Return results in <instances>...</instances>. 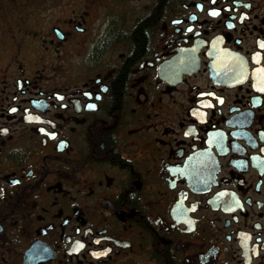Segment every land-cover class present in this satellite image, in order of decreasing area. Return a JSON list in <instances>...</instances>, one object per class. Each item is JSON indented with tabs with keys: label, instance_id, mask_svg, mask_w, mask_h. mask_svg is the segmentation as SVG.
<instances>
[{
	"label": "flooded vegetation",
	"instance_id": "af4514ba",
	"mask_svg": "<svg viewBox=\"0 0 264 264\" xmlns=\"http://www.w3.org/2000/svg\"><path fill=\"white\" fill-rule=\"evenodd\" d=\"M122 12L0 42V264H264V0Z\"/></svg>",
	"mask_w": 264,
	"mask_h": 264
},
{
	"label": "rangeland",
	"instance_id": "374dc122",
	"mask_svg": "<svg viewBox=\"0 0 264 264\" xmlns=\"http://www.w3.org/2000/svg\"><path fill=\"white\" fill-rule=\"evenodd\" d=\"M150 7L151 0H0V42L10 40L6 31L18 32L19 37L26 32L49 35L52 26L68 28L67 20L79 18L85 11L91 12V22H96L104 9L123 11L135 21L150 11ZM4 57L1 53L0 61Z\"/></svg>",
	"mask_w": 264,
	"mask_h": 264
},
{
	"label": "trees",
	"instance_id": "16d2710c",
	"mask_svg": "<svg viewBox=\"0 0 264 264\" xmlns=\"http://www.w3.org/2000/svg\"><path fill=\"white\" fill-rule=\"evenodd\" d=\"M116 1H118V0H116ZM162 2H163V0H151V7L150 8H157L158 4H160ZM148 13H149V11L144 13L142 16H139L137 19L138 23L133 25L132 29L130 28L131 31H133V33H134V34H132V37L133 36L137 37V38H135V40L137 42V50L141 49L143 44L145 45L146 38L150 36V32L153 30L152 22H151V19H150ZM122 14H124L125 20L131 21V19H129L127 17V14L125 12ZM115 36H116V34L113 37H115Z\"/></svg>",
	"mask_w": 264,
	"mask_h": 264
},
{
	"label": "snow or ice",
	"instance_id": "6c2138e0",
	"mask_svg": "<svg viewBox=\"0 0 264 264\" xmlns=\"http://www.w3.org/2000/svg\"><path fill=\"white\" fill-rule=\"evenodd\" d=\"M216 13L213 12V15H215ZM261 46L264 47V42L261 43ZM258 72L260 73H264V69H257ZM262 91H264V89H261Z\"/></svg>",
	"mask_w": 264,
	"mask_h": 264
}]
</instances>
